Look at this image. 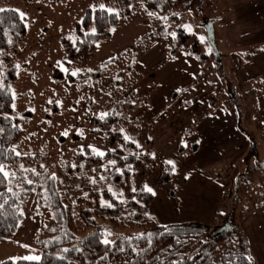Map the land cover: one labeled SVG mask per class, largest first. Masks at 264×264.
I'll list each match as a JSON object with an SVG mask.
<instances>
[{
  "label": "rangeland",
  "instance_id": "obj_1",
  "mask_svg": "<svg viewBox=\"0 0 264 264\" xmlns=\"http://www.w3.org/2000/svg\"><path fill=\"white\" fill-rule=\"evenodd\" d=\"M143 1L128 0L131 17L121 18L109 29L110 38L97 42L99 47L91 59L64 66L61 40L75 42V26L87 8L104 5L113 12L120 11L116 0H0V8L25 13L27 27L23 41L0 58V72L6 65L16 68L10 117L25 118L20 122L19 137L10 147L21 156H38L40 159L33 158V168L54 174L70 205L83 197L82 207L90 208L94 198L83 186L93 185L92 179L100 184L95 190L99 205L109 203L106 196L117 200L116 205H126L135 197L132 189L147 184L156 193L149 209L157 226H209L213 215L223 210L227 189L229 212L234 195L238 198L233 190L243 185L244 175L256 168L264 176V0H199L192 9L179 6L166 11L163 17H168L167 24L157 18L161 15L149 16L142 8ZM157 19L165 25V36L160 41H148L144 37L160 25L155 23ZM183 25H190L192 31ZM175 28L187 35L183 43L180 36L173 39L168 35ZM195 48L203 59L190 54ZM56 66L70 80H54L51 72ZM96 68H101L97 77L90 74ZM77 70L76 76L70 74ZM175 92L181 93L173 98ZM25 112L30 116L24 117ZM103 112L115 116L116 126L91 125L92 118ZM120 129L141 145L145 156L155 154V165L147 163L144 156L138 157L147 168L132 169L127 188L124 181L112 187L114 174L105 169L122 171L109 165L113 158L100 165L105 173L100 171V177L105 179L96 177L94 168L85 174L90 166L87 158L74 162L82 148L86 155L89 145L111 155H118L121 149V159L131 155ZM64 131H68L66 137L61 135ZM178 146H182L180 153ZM169 160L176 165L173 177L167 187L159 186L156 178L160 164ZM246 189L254 191L249 185ZM246 189L229 223L237 226L243 242L246 240L249 258L264 264V210H254ZM45 205L38 204L35 194L29 198L21 209L24 218L15 235L4 244V252L0 248V260L9 254L12 258L38 256L41 251L33 240L52 217ZM38 207L42 216L30 214ZM77 211L73 210L74 217ZM89 215L95 219L94 227L110 241L149 233L151 230L143 227L154 223L137 222L128 210L113 218L92 210ZM82 223L75 221L78 236L94 229L84 228Z\"/></svg>",
  "mask_w": 264,
  "mask_h": 264
},
{
  "label": "trees",
  "instance_id": "obj_2",
  "mask_svg": "<svg viewBox=\"0 0 264 264\" xmlns=\"http://www.w3.org/2000/svg\"><path fill=\"white\" fill-rule=\"evenodd\" d=\"M103 1L106 2L107 0ZM198 1L144 0L142 8L147 13L151 11L163 17L166 11L179 8V6L192 9ZM116 3L120 8V11L117 12L119 14L118 18L114 15L116 12L110 14L103 10L94 11L89 8L85 10L81 21L75 26V42L70 43L66 39L61 40L64 52L62 64L64 66H69L71 63H84L91 59L94 56L97 42L101 38H110L109 29L117 26L121 18L127 19L131 17L132 11L128 7V0H116ZM0 16H3L5 21L3 27H0V53L5 55L8 50H15L17 44L23 41L27 33V27L25 19L19 18L18 14L5 12L0 14ZM159 21L161 22L160 19H157L155 23L158 22L157 25H160L152 29V32L146 34L144 37L146 40L160 41L164 38L167 30L164 28L165 25ZM93 30H95L94 34ZM174 31L176 35L180 36L182 43L187 39V35H184L179 28H175ZM177 45H179V38ZM190 54L199 60L203 59L196 48L192 52L190 51ZM70 61L71 63H69ZM110 61L105 62L104 65ZM100 70L101 68H96L90 74L97 77L100 75ZM51 77L56 81L70 80L71 78L64 77L58 66L53 68ZM15 80L16 68L12 64L6 65L5 70L0 72V84L3 86L2 90H0V129H2L0 131V163H5L9 172L16 173L17 181L11 185L12 192H8L4 183H0V192L4 193L0 203H3L4 199L7 200L4 207L0 209V242L8 241L15 235L19 224L24 218L23 215H20L21 209L33 194L37 196L39 205L46 204L45 206L50 209L52 217L47 225L40 227L33 240L34 246L41 251L38 260H5L0 262V264H254L248 256L245 240L243 242L242 236L238 234V227L231 225L229 221L233 219L232 214L237 208V203L239 198L242 197L243 188L246 189V185H249L254 190L249 192L246 189L248 191V199L252 203L254 210H264V176L260 175L259 170L257 171L256 168L249 170L244 175L243 185L240 183L233 190V193L238 192V198L236 200L237 196L235 194L233 206L229 212L226 211L225 201L228 199L230 190H226L225 200L222 203L223 210L213 215L209 226L196 223L157 226L153 219H149V216L152 217L149 209L152 195L143 191L142 185L136 187V192L131 194L135 197L130 199L126 205H116L119 204L117 200L109 199V196H106L105 199L109 203L116 205L108 208L99 205L98 199L100 198H98L99 196L95 190L100 184L98 182L93 185L85 184L83 189L87 190L90 197L94 198V203L91 204L90 208L84 209L82 207L84 200L81 197L77 198L73 205H70L61 193L58 181L50 179L53 174L50 171L43 172L40 168L39 170L33 168L35 166L33 165V158L40 159L38 156L16 157L11 152L10 145L19 137L20 122L25 119L10 117L13 103L11 88ZM179 93L181 92L172 93V97L174 98ZM23 115L27 118L30 113L25 112ZM4 116L10 117V119H4ZM116 124L117 120L114 115H110L104 120L99 118H92L91 120V125L96 128H109L116 126ZM92 133L95 134L98 131L92 130ZM119 143L123 144V141ZM125 147H127V152H132L131 155L124 156L127 157L126 160L119 157L121 149H119V153H116L119 156L107 154L103 158L86 149V155L83 153L78 154L74 162L78 164L84 161V158H87L90 166L86 168L85 174H89V168H94L96 169V177L101 179L99 172L102 167L100 165H102L104 160L113 158L116 161V167L122 169L123 175L117 173V170L110 167L107 168L109 169L107 172L114 174L112 187H118L124 181L123 186L127 188L128 179L133 174L132 169L147 168L146 164H142L139 161L140 156L146 157L147 163L155 164L153 158L148 153L145 156L142 149L137 148L134 143H125ZM181 148L182 146H178V153H180L179 150ZM133 153L136 155H133ZM20 165H23V168L26 167V169H34L38 175H34L31 171H23ZM77 168H80V166H77ZM159 168L160 172L156 178V184L167 187L173 177V169L169 164H160ZM100 173L105 174L102 171ZM24 178L33 180L34 184L30 186L24 183ZM167 191L170 198H173L172 192L169 189ZM138 194L141 195L139 199L136 197ZM89 202L91 201H86L87 205H90ZM96 202L98 203L97 205ZM76 208H78L77 216L74 217L75 215L72 212ZM91 210L101 217L105 216L107 218H113L123 210H128L133 213L132 216L137 222L139 220H150V222L153 221L155 224L150 223L144 227L140 224V227L151 230V232L145 233L143 238H140L141 235H137L123 238L122 240H115L113 243L105 245V233L94 227V224L96 225L95 219L90 218L89 215ZM40 211L41 209L38 207L30 214L42 216ZM78 219L84 223H82L84 228L87 226L94 229L87 234L78 236L75 230V221ZM221 224H228L231 228L220 231ZM149 239L151 240V245H149ZM65 249L69 251H64Z\"/></svg>",
  "mask_w": 264,
  "mask_h": 264
},
{
  "label": "snow or ice",
  "instance_id": "obj_3",
  "mask_svg": "<svg viewBox=\"0 0 264 264\" xmlns=\"http://www.w3.org/2000/svg\"><path fill=\"white\" fill-rule=\"evenodd\" d=\"M93 10H94V11H96V10H103V11H106V12H108V13H110V14H113V10H112V9H109V8H106L104 5H100V6H99V9L94 8ZM5 12H13V13H15V14H18L19 18H21L22 20H23V19L25 18V16H26L25 13L20 12L19 10H12V9L0 8V14H3V13H5ZM114 15H115L117 18H118V16H119L118 13H114ZM148 15H149V16H154V15H157V14H155V13L149 11V12H148ZM172 15L175 16V15H177V14H176V13H173ZM157 18L163 19V20L165 21V23L167 24L168 17H157ZM4 22H5V21H4L3 16H0V27H3ZM182 27H184V28H185L186 30H188L189 32L192 31L190 25H183ZM112 31L114 32L115 29H112ZM94 33H95V30H93V34H94ZM168 35L172 36L173 39H175V36H176L175 32L168 33ZM199 39H200L201 41H204V37H199ZM9 43H11V41H9ZM96 46L99 47V45H96ZM0 55H3V53H0ZM173 59H175V57H173ZM69 63H71V61H70ZM2 66H3V61L0 60V67H2ZM16 67L19 68V65H17ZM66 71H67V70H66ZM89 71H91V69H89ZM78 72H79V70H77V71H73V72H71L70 74H71L72 76H76V75L78 74ZM2 88H3V86H2V84H0V90H2ZM178 91H179V90H178ZM49 103H51V101H49ZM58 103H59V102H58ZM109 115H110V113H108V112H103V113H100V114H99V117H98V118L101 119V120H104V119H106ZM3 118H4V119H10V117H8V116H4ZM13 127H15V125H13ZM0 131H2V129H0ZM120 132L123 134V139H124V141H125L126 143H129V142H131V143H135V146H136L137 148H140V147H141V145H140L139 143H136V142H135L134 140H132V138L129 137L127 134H124V130H123V129H120ZM61 135H63V136L66 137V136L68 135V131H64ZM184 146L187 147V144H185ZM88 147L90 148V150H91L92 153H94L95 155H98V156L101 157V158H103V157L107 154L106 152H104V151H100V150L96 149L95 147H93V146H91V145H89ZM111 151H115V149H112ZM11 152L14 153V155H15L16 157H20V156L22 155L20 152L16 151L15 148H12V149H11ZM83 152H84V149L82 148V149H81V153H83ZM133 155H136V154L133 153ZM151 155H152V158L155 159V154H151ZM123 158H124L125 160L127 159V157H123ZM108 163H109V165H111V166H115L116 161H115V160H110ZM166 163L169 164V165H171L173 171H175L176 165H175V162H174V161L169 160V161H166ZM82 166H83V165H81V167H82ZM20 167H21V169H22L23 171H31L34 175H38V173H36L34 169H24V168H23V165H20ZM42 167H43V165H42ZM74 167H75V165H74ZM105 170L107 171V168H106ZM93 171H96V170L93 169ZM121 175H123V171H121ZM0 178H2V180H0V183H4V186L7 187V191H8V192H12V187H11V185H12L14 182L17 181V177H16V173H15V172H9V171L7 170V165H6L5 163H0ZM186 178H187V177H186ZM50 179L54 181V180L56 179L55 175L53 174V176H51ZM101 179H105V178H104V177H101ZM23 182L26 183V184H28V185H30V186L34 184V181H33V180H31V179H27V178H24V179H23ZM91 182H92L93 184L97 183V181H96L95 179H92ZM108 191H109V192H112V189L109 188ZM132 191L135 192L136 189L133 188ZM143 191H145V192H147V193H150V194L153 195V196L156 195V193H155V191L153 190V188L150 187V186L147 185V184H145V185L143 186ZM112 194H113V196H116V195H117L116 193H112ZM14 195H15V193H14ZM119 195L122 196L123 193H119ZM3 197H4V193L0 192V199H3ZM120 202L123 203L124 201L121 200ZM6 203H7V200L4 199V202H3V203H0V209H2V208L4 207V204H6ZM101 206H102V207H108V208H111V207H113L114 205L111 204V203H105V202H102V203H101ZM20 215H23V213L20 212ZM146 215H147V214H146ZM149 219H154V218L149 216ZM109 235H111V233H109ZM144 235H145V234H141L140 238H143ZM148 242H149V245H151V240H150V239H149ZM111 243H113V241H110V240H108V239H105V240H104V244H105V245H109V244H111ZM64 251H69V250H68V249H65ZM23 259H26V260H36V259H38V258H37V257H33V256H29V257H24Z\"/></svg>",
  "mask_w": 264,
  "mask_h": 264
},
{
  "label": "crops",
  "instance_id": "obj_4",
  "mask_svg": "<svg viewBox=\"0 0 264 264\" xmlns=\"http://www.w3.org/2000/svg\"><path fill=\"white\" fill-rule=\"evenodd\" d=\"M246 241V240H245ZM7 242L5 241V242H0V246H3V247H0V248H2L1 250H3V252L5 251V249H4V244H6ZM10 247H8V249H9ZM247 251H248V253H249V249H248V245H247ZM40 255H41V253H38V256H35V257H37L38 259L40 258ZM38 259H36V260H38ZM5 260H13V261H15V260H26V259H23V258H12L11 256H10V254L9 255H6V256H3L2 258H1V260H0V262H2V261H5ZM255 264V263H254Z\"/></svg>",
  "mask_w": 264,
  "mask_h": 264
},
{
  "label": "water",
  "instance_id": "obj_5",
  "mask_svg": "<svg viewBox=\"0 0 264 264\" xmlns=\"http://www.w3.org/2000/svg\"><path fill=\"white\" fill-rule=\"evenodd\" d=\"M231 228V226L230 225H228V224H225L224 226H222L221 228H220V231H223V230H226V229H230Z\"/></svg>",
  "mask_w": 264,
  "mask_h": 264
}]
</instances>
